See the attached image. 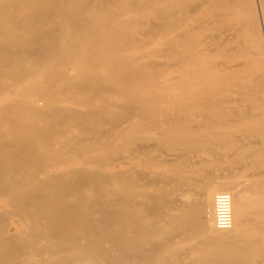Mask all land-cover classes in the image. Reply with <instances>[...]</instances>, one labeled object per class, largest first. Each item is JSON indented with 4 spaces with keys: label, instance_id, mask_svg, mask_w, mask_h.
Returning <instances> with one entry per match:
<instances>
[{
    "label": "bare ground",
    "instance_id": "obj_1",
    "mask_svg": "<svg viewBox=\"0 0 264 264\" xmlns=\"http://www.w3.org/2000/svg\"><path fill=\"white\" fill-rule=\"evenodd\" d=\"M0 264H264V0H0Z\"/></svg>",
    "mask_w": 264,
    "mask_h": 264
},
{
    "label": "built area",
    "instance_id": "obj_2",
    "mask_svg": "<svg viewBox=\"0 0 264 264\" xmlns=\"http://www.w3.org/2000/svg\"><path fill=\"white\" fill-rule=\"evenodd\" d=\"M213 221L216 229L229 230L232 224L231 197L227 194H219L214 200Z\"/></svg>",
    "mask_w": 264,
    "mask_h": 264
}]
</instances>
